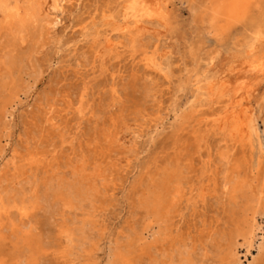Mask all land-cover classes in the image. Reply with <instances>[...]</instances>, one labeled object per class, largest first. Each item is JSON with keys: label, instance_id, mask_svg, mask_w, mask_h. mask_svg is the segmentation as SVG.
I'll use <instances>...</instances> for the list:
<instances>
[{"label": "rangeland", "instance_id": "obj_1", "mask_svg": "<svg viewBox=\"0 0 264 264\" xmlns=\"http://www.w3.org/2000/svg\"><path fill=\"white\" fill-rule=\"evenodd\" d=\"M161 1L165 7L160 20L142 21L135 46L130 43V36H121L112 52L106 47L107 35L121 32L116 29L124 22L121 0H71L50 37L44 34L34 39V28H30L22 47L34 46L33 57L30 63L25 61L22 71L21 90L13 105V124L6 131L11 134L9 142L16 146L18 163L23 166L19 173L29 167L33 150L56 165L83 152L108 166L105 189L87 205L97 219V225L89 226L87 233H93L90 237L99 242V250L93 253L89 244L74 249L69 242L63 220L80 217L79 210L59 208L51 212L41 201L35 206L8 207L1 212V264H26L29 258H35V264H82L88 254L95 262H104L102 248L107 244L106 239L102 240L104 232L106 237L116 238L124 227L136 224L141 229L147 224L142 212L134 211L132 182L145 177L147 170L154 169L166 157L176 155L184 165L186 182L174 212L172 231L162 243H152L149 239L151 249L138 252L141 257L138 262L147 264L152 256H160L161 249H170L181 242H186L195 260L200 261L204 258L202 246L216 230L225 231V237L219 249L199 264H227L233 259L235 246L243 263L252 257L246 256L245 249L239 246L243 237L235 231L234 225L242 228L243 223L240 220L237 223L236 216L237 224H234L218 197V156L228 149L234 167L244 170L247 180L256 179L253 182L257 183L264 178V155L262 163H258L259 140L264 149V105L259 96L245 101L252 109L259 137L255 135L252 152L247 141L230 140L221 130L213 132L212 118L217 113L212 110L223 109L227 102H214L208 96L205 82L219 69L228 67L232 59L250 52L256 25L253 17L261 10L260 4L252 5L246 17L217 35L202 24L198 12L190 9L192 0ZM104 14H110L111 18L104 19ZM95 29L99 33L93 36ZM149 42L151 50L161 43L155 54L160 60L164 57L167 74L144 63L142 51ZM4 52H10L5 36L0 39V56ZM1 74L0 68V77ZM114 82L122 98L116 105L109 98ZM145 82L153 91H147ZM50 98L54 101L52 107L47 106ZM44 108L52 109L53 123L44 118ZM191 111L195 116L191 123L173 129L179 116ZM112 118L118 119L116 130L124 131L121 123L125 122L129 125L126 130L142 133L133 144L120 140L112 151L103 148L105 152L101 154L99 149L107 142L93 126L97 122L101 127L105 122V127L111 130ZM124 134L129 138L127 131ZM209 159L210 168L206 170ZM43 166L40 164V172ZM65 169V165L61 167V171ZM9 171L11 174L15 170ZM258 219L262 227L259 234H263L264 217L259 215ZM69 223L75 224L71 220ZM27 232L33 240L34 254L24 247L23 240L22 246L15 249L16 241ZM254 264H264V252Z\"/></svg>", "mask_w": 264, "mask_h": 264}, {"label": "bare ground", "instance_id": "obj_2", "mask_svg": "<svg viewBox=\"0 0 264 264\" xmlns=\"http://www.w3.org/2000/svg\"><path fill=\"white\" fill-rule=\"evenodd\" d=\"M121 1L124 22L116 28L121 32L107 35L106 47L111 52L117 46L115 41L121 36L123 38L130 36V43L135 46L143 27L142 21L158 22L165 7L161 0ZM70 2L71 0H0V39L5 36L10 51L0 56V68L3 70L0 77V171L8 168L6 172L0 173V214L8 207L25 208L38 205L41 201L49 206L47 210L51 208V212L59 211V208H67L64 211L77 209L80 211V217L71 216L69 219L75 223L74 226L66 217L63 220L67 238L74 249L85 248L86 244H89L95 253L99 250V242L93 241L90 237L93 233H87V229L91 225L96 226L97 219L87 205L91 204L95 196L100 197L101 191L105 189L108 166L102 165L97 157L91 159L83 152L75 153L74 157L69 158L68 161L56 165L55 162L52 164L48 161V163L46 157L40 156L38 150H33L30 152L29 167L19 173L23 166L18 163L16 146L9 142L11 134L6 132L13 124L15 111L13 105L21 90L19 85L23 81L22 71L26 66L25 61L30 63L33 57L34 46L30 44L27 48H23L22 43L27 41V34L31 27L34 28H32L34 39L36 35L45 34L50 37L52 30L60 24L59 16L65 12V5ZM254 4H260L261 10L254 13L253 19L256 25L254 43L250 52L232 59L228 67L219 69L214 75L207 77L205 82L208 96L214 98V102H227L223 109L217 111L213 108L212 110L217 113L212 118L213 132L221 130L230 140L247 141L252 152L255 135L257 139L259 137L252 109L245 105V101L249 102L254 96H259L264 105V0H192L190 3V9L198 12L202 24H206L209 31L217 35L246 17ZM105 18L109 20L111 15L104 14ZM40 20L44 21L43 24L39 22ZM98 33L96 30L92 35L95 36ZM145 45L142 51L144 63L167 74L169 70H164V57L160 60L155 54L160 49L161 43H156L153 50L150 48V42ZM144 85L147 91H153L150 84L145 82ZM111 89L109 98L112 99L111 104L116 105L122 99L116 82ZM53 105V98H50L47 106ZM50 112L52 109L50 111L45 109L44 118L52 122L54 117L50 115ZM7 117H11L10 120ZM194 117V111L183 113L174 123L173 129L178 130L183 125L190 124ZM104 123L101 127L97 122L93 126L94 130L99 135H103L107 142L106 146L99 149L101 154L105 152L103 148L112 151L120 140L133 144L142 133L126 130L129 125L125 122L121 123L122 129L125 128L124 131L116 130L118 126L116 118H112L114 128L111 130H108ZM126 131L129 138L124 134ZM4 139H7V142L2 144L1 141ZM72 142L70 141V144ZM259 147L258 163L260 165L264 155L260 140ZM232 160L228 149L221 151L218 156L219 177L216 182L220 189L218 197L234 224H237L239 220L243 223L242 228L239 224L234 225L235 231L243 237L239 246L245 249L246 256L251 254L252 257L247 263H243L237 256L235 246L233 259L227 264H254L264 252V233L259 234L262 227L258 219L259 215L264 217V178L258 179L257 183L253 182L256 179L247 180L246 172L237 170ZM209 161L210 159L206 162V170L210 168ZM42 163L44 166L40 172L39 166ZM64 165L67 169L61 171ZM10 168L15 170L11 174ZM29 169L34 170L28 172ZM185 182L184 165L178 155L166 157L161 163L156 164L154 169L147 170L145 177L135 179L130 188L133 193L132 205L134 211L138 209L142 212L144 222L147 220V224L141 229L136 224L128 228L124 227L116 238L106 237L104 232L102 240L106 239L107 243L102 248L104 262L97 263L88 254L86 261L82 264H131L132 260H135L134 264H145L138 262L141 258L138 252L150 248L149 239L152 243L157 241L162 243V239L170 234L172 220L176 216L174 212L177 211L181 201ZM190 199L192 198H188ZM49 200H51L50 205ZM223 237H225V231L216 230L207 238V242L201 248L204 258L200 261L195 260L187 243L181 242L180 245L173 244L170 249H161L160 256H152L147 264H199L208 258L212 251L219 249ZM21 240L24 247L31 251L30 254H34L31 243L33 240L29 233L16 241V250L22 246ZM33 248L36 247L33 246ZM34 261L35 258H29L26 264H35Z\"/></svg>", "mask_w": 264, "mask_h": 264}]
</instances>
